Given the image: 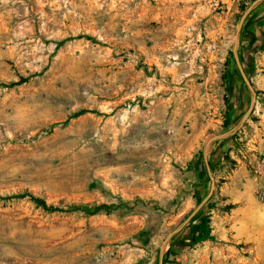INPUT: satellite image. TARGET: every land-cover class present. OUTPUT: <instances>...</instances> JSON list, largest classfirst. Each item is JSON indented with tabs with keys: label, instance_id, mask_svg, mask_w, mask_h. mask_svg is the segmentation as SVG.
I'll use <instances>...</instances> for the list:
<instances>
[{
	"label": "rangeland",
	"instance_id": "1",
	"mask_svg": "<svg viewBox=\"0 0 264 264\" xmlns=\"http://www.w3.org/2000/svg\"><path fill=\"white\" fill-rule=\"evenodd\" d=\"M254 2L217 0L196 35L151 26L150 0H0V264H161L213 179L216 241L194 219L163 264H264L262 4L238 48L255 109L204 154L251 108L233 43Z\"/></svg>",
	"mask_w": 264,
	"mask_h": 264
},
{
	"label": "flooded vegetation",
	"instance_id": "2",
	"mask_svg": "<svg viewBox=\"0 0 264 264\" xmlns=\"http://www.w3.org/2000/svg\"><path fill=\"white\" fill-rule=\"evenodd\" d=\"M216 10L217 0H150V24L158 28L174 24L180 27L188 22L190 29L196 31L193 34L197 35L203 25V14L206 27L209 23L216 26Z\"/></svg>",
	"mask_w": 264,
	"mask_h": 264
},
{
	"label": "water",
	"instance_id": "3",
	"mask_svg": "<svg viewBox=\"0 0 264 264\" xmlns=\"http://www.w3.org/2000/svg\"><path fill=\"white\" fill-rule=\"evenodd\" d=\"M262 3H264V0H256L248 8V10L245 12V14L242 17V21L240 23L239 29L237 31V35H236L235 40H234V43H233L234 57L237 60L239 66H240L243 79H244L245 83L247 84V86H248V88L250 90L251 96H252L251 108L244 115V117L241 120V122L236 127H234L231 131H229L228 133L223 134V135H214V134H212V135H209L206 138L205 145H204V154H205V157H207V155H208L209 146H210V144L212 143L213 140H223V141H226V140H229L232 137H234L242 129V127L245 125V123L250 118L252 112L255 109L256 100H257V93L255 92V89H254V86L252 84V81L248 78V76L246 74V71H245L243 65H241V63H240V56H239L238 48H239V44H240V40H241V37H242V32H243V29H244V25H245L246 20L252 14V12H254L255 9H257ZM209 169H210V166H209ZM210 174H211V172H210ZM215 188H216V185H215V182H214V179H213V187H212V190H211L210 194L200 203V205L194 210V212L183 223H181V225L174 232H172L167 237V239L164 242V245H163V247L161 249V264H163V258H164V255L166 253V250H167L168 246H170V243L173 241V239L176 236H178L179 234H181L188 227L189 224L192 223V221L196 218V216L199 214V212L205 207V205L208 203V201L214 195Z\"/></svg>",
	"mask_w": 264,
	"mask_h": 264
},
{
	"label": "trees",
	"instance_id": "4",
	"mask_svg": "<svg viewBox=\"0 0 264 264\" xmlns=\"http://www.w3.org/2000/svg\"><path fill=\"white\" fill-rule=\"evenodd\" d=\"M252 1L254 2L256 0H252ZM87 38L89 40L95 42V39H93L91 37H87ZM229 66H230V63L228 62L227 65H226V67L229 68ZM246 72H247L248 75H250V72L248 70H246ZM227 74L228 73H226V75H225L226 76V79H228V75ZM27 82H28V79H22L18 83H13L11 85V87L20 86V85H23V84H25ZM227 104H229V101H227ZM234 127H235L234 119H233L231 113L228 111L226 113V118H225V121H224V128L227 131H230ZM236 136H234L231 139H234ZM192 196H194V197L197 198L196 195H192ZM32 199L35 202H40V200L39 199H36L35 197H32ZM213 200H214V197L199 212V214L195 218V221H193V223H192V224H195L194 230H193V233H192V244L195 245V246L203 245L204 243H207V242H214V241H216V237H215V235L213 233L214 230H213V225H212V223H213V211L216 209V206L213 204ZM41 202H43V205L42 206H44V208H46L47 210H53L51 207H48V205L44 201H41ZM104 208H105V210H104ZM106 209H108V207H103V208L98 207L93 213H94V215L101 213V211H104L106 213H110ZM82 210H84L86 213H88V215L93 214V213H90V208H88V207H82ZM143 235H148L147 234V231H145L143 233ZM174 241H175V238L172 241V246H173V242ZM172 252H173V249L171 248L169 250V254H171ZM166 262H167V260H166Z\"/></svg>",
	"mask_w": 264,
	"mask_h": 264
},
{
	"label": "built area",
	"instance_id": "5",
	"mask_svg": "<svg viewBox=\"0 0 264 264\" xmlns=\"http://www.w3.org/2000/svg\"><path fill=\"white\" fill-rule=\"evenodd\" d=\"M255 181L258 183L264 181V153L260 156L255 167Z\"/></svg>",
	"mask_w": 264,
	"mask_h": 264
},
{
	"label": "bare ground",
	"instance_id": "6",
	"mask_svg": "<svg viewBox=\"0 0 264 264\" xmlns=\"http://www.w3.org/2000/svg\"><path fill=\"white\" fill-rule=\"evenodd\" d=\"M74 165L72 163H68L66 167H73Z\"/></svg>",
	"mask_w": 264,
	"mask_h": 264
}]
</instances>
